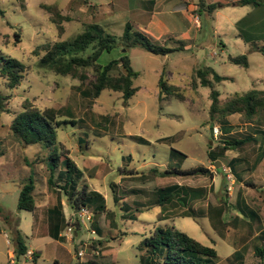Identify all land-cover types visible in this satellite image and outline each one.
<instances>
[{
    "label": "rangeland",
    "instance_id": "374dc122",
    "mask_svg": "<svg viewBox=\"0 0 264 264\" xmlns=\"http://www.w3.org/2000/svg\"><path fill=\"white\" fill-rule=\"evenodd\" d=\"M66 1L0 0V8L4 11L0 16V66L2 56L16 58L26 66L23 82L13 90L6 88L0 77V94L8 96L4 107L9 110L0 112V227L3 230L0 233V264H34L32 256L15 260L12 254L15 244L10 241L15 227L24 234L29 248L41 251L38 264H52L59 254L63 255L59 258L72 263L84 264L93 259L102 264H139L145 253L139 247L141 240L153 227L165 223L214 246L219 256L217 264H231L228 259L239 248L247 264H264L254 253L255 245L261 243L258 235L264 231V136L260 134L264 133V112L253 123L246 122L239 114L230 116L232 129L228 136L252 133L257 141L247 143L242 149L228 150L213 162L209 153L219 152L223 146L220 137L225 132L221 128L218 134L211 131L219 127H213L209 120L211 89L201 86L195 78V71L203 65H210L226 76L227 79L215 85L222 99L253 88L264 89V54L257 50V47H264V0H259L257 6L238 2L233 6L218 1L211 15L207 10L201 14L197 11L199 8L195 4L199 0L161 1L151 26L133 24L134 29L146 31L157 44L173 37L168 45L176 47L179 45L176 40H182V49L163 56L148 52L140 45L127 50L117 45L103 52L99 59V63L105 65L123 55L130 57L137 72L133 84L139 90L127 102L120 92L108 89L99 97L82 95L79 80L40 68L33 50L46 41L69 39L82 32L89 22H96L107 32L121 36L129 19L131 23L137 17L145 20L152 14L151 8L130 9L133 12L130 16L120 10L113 23H110L113 14L70 20L64 23L65 33L60 38L55 24L40 4L62 6ZM86 9L92 13L95 8L86 6ZM240 54H247L248 68L228 61L229 55ZM164 69L169 81L183 88L184 100L160 93L159 79ZM88 74L90 81L95 78L91 71ZM87 86L90 87V83ZM26 99L44 111L70 108L76 120L79 119L76 123H63L57 132L58 141L84 171L80 186L86 183L89 189L104 195L106 210L111 211L112 216L102 213L98 219L102 234H93L90 224L75 229L72 239L54 238L51 229L63 222L58 230L60 234L65 233L68 225L78 218V211L66 195L47 187L48 169L44 163L35 162L40 147L24 145L10 130L12 120L22 110ZM101 115H107L108 120L101 121ZM57 118L70 117L63 113ZM96 121L103 123L98 125ZM256 128H261L260 133ZM82 143L85 148L81 147ZM172 148L186 156L173 157ZM261 155L263 157L257 162ZM236 158L240 161L233 169L230 163ZM155 167L156 174L151 170ZM197 167L207 168L208 172L159 174L166 169L186 171ZM229 167L234 180L231 188L226 176ZM145 172L149 179L144 181L139 176ZM31 174L36 185L34 212L18 208L20 190ZM173 184L201 189L202 195L169 211H163L160 206H148L147 199L156 189ZM130 190L137 193H129ZM58 199L63 202V218L49 220L47 209L54 207ZM137 201L143 205L138 219H123L120 206L125 203L134 206ZM190 206L197 212L205 208V214L198 218L181 217ZM210 207L221 208V215L215 209L208 214ZM162 214L168 219L158 221ZM98 239L103 244H94ZM82 248H86V253L79 258L77 251Z\"/></svg>",
    "mask_w": 264,
    "mask_h": 264
},
{
    "label": "trees",
    "instance_id": "16d2710c",
    "mask_svg": "<svg viewBox=\"0 0 264 264\" xmlns=\"http://www.w3.org/2000/svg\"><path fill=\"white\" fill-rule=\"evenodd\" d=\"M218 3H206L205 0H199L196 4L199 8L197 11L201 14L203 10H207L211 15L218 7ZM238 3L253 6L260 4L259 0H238ZM40 7L49 14V19L55 24L58 36L61 38L65 33L64 23L70 21L71 18L64 15L60 6L57 4L41 3ZM150 10L152 12L153 7ZM192 10L195 12V8ZM3 15L4 11L0 8V16ZM168 40H173V37H169L163 44H157L153 42L151 36L146 31L134 29L130 21L126 23L125 31L121 36L107 32L103 26L96 22H89L85 24V29L82 32L75 34L69 39L43 42L34 48L33 53L39 58L38 65L40 68L48 69L56 74L71 76L73 79L79 80L80 85L78 88L82 95L99 97L102 91L108 89L120 92L122 98L127 102L139 90V87L133 84V78L137 76V72L131 65L130 57L123 55L120 59H114L108 64L102 65L99 63L101 55L105 51L112 50L117 45L122 46L125 50L140 45L148 52L163 56L183 48L184 42L182 40H176L179 44L176 47L169 46ZM90 48L92 49L91 52L86 53ZM257 50L264 54V47H257ZM228 61L246 68L249 67L247 54L229 55ZM116 70L117 73H115ZM89 71L95 76L91 81L89 80ZM166 73L167 70L164 69L159 79L160 93L172 94L184 100L183 88L170 82ZM25 76L26 66L24 63L13 57L2 56L0 77L4 81L6 88L13 90L23 82ZM195 78L201 86L211 89L209 120L213 127L219 125V128L225 132L223 133L224 136L222 138L220 137V142L223 146L219 152L209 153V158L213 162H216L226 151L237 148L242 149L247 143L256 142L257 137L252 133L241 134L240 137L228 136L232 129L229 117L234 114H239L246 122H255L256 118L264 112V89L253 88L242 93H234L222 99L221 92L215 85L227 79L226 76L217 73L215 68L210 65H203L195 71ZM88 83H90V87L87 86ZM6 99H8V96L0 94V112L9 111L4 107V100ZM63 113L68 114L70 118L58 119V114ZM77 120L70 108L64 111L63 109L50 108L44 111L32 103L31 100L26 99L23 102L22 110L12 120L10 130L24 145H38L40 147L41 150L35 162L44 163L48 169L47 187L55 193L60 191L63 195H66L67 200L73 204L75 210L82 208L88 209L92 213L91 229L95 228V232L102 234L103 230L98 224V219L102 213H107L110 217L112 216V212L106 210L104 195L97 190L89 189L86 183L80 186V181L84 177V171L70 156L69 151L63 147V143L58 141L57 132L63 123L69 121L76 123ZM107 120V115H101V121L105 122ZM103 122L96 121L95 123L102 125ZM259 129H257V132L261 131ZM262 130L264 132V129ZM260 134L264 136V133ZM84 145L85 143H82L81 147L85 148ZM0 152L2 151L0 150ZM171 154L173 157H178V154H181L183 157L186 156L185 153L175 148L171 149ZM262 157L261 155L257 162ZM239 161L238 158L233 159L230 163L231 168L234 169V165ZM28 164L33 165L34 161H28ZM151 170L155 174L158 173L156 167ZM205 172H208L207 168L197 167L186 171L177 168L166 169L164 173L160 172L159 174L161 176L174 175V173L195 175ZM145 176H147L146 172L142 173L139 177L144 181L149 179V177L147 178ZM35 189L34 176L31 174L29 181L25 182L20 190L18 198V208L20 210L32 212L36 210L37 200L35 199ZM113 192L116 201H118L119 199L114 188ZM135 192L137 193L136 190L129 191L132 194H135ZM197 195H202L201 189L180 184L162 185L152 193V196L147 199V203L149 207L160 206L163 211H169L171 210L170 208L176 207L177 205H186L196 200ZM133 205L130 206L128 203H125L120 206V209L123 211L121 213L123 219H131L134 221L138 219V214L143 211L140 206L143 205L140 201L135 202ZM247 208L248 206H246ZM62 209L63 202L61 199H58L54 207L47 209L49 220L51 218H63ZM209 209L210 212L208 214L211 213V209H215L221 215V208L210 207ZM204 214L205 208H201L197 212L194 207L190 206L180 216L198 218L199 215ZM162 219L166 220L168 218L162 214L158 221ZM60 226H63V222L55 225L51 229L52 233L55 236L54 238L65 240V236L60 234L58 230ZM0 231H3L1 227ZM123 233L125 234V232ZM258 238L261 240V243L255 245L254 253L256 257L264 261V231L258 235ZM10 241L15 244V250L12 253L15 260H19L21 256L27 255L29 247L26 244V237L18 227L12 229V239ZM96 242L103 244V241L100 239L97 241L94 240V244ZM139 247L145 252L141 256L139 264H217L219 260L218 251L214 246L204 244L186 231L178 229L176 226L168 223L153 227L148 234H145ZM40 253L41 251L37 249L33 251L31 261L34 264H37ZM228 261L231 264H247L242 248L232 253V257ZM52 264L81 263H67L55 259ZM84 264L102 263L90 259Z\"/></svg>",
    "mask_w": 264,
    "mask_h": 264
},
{
    "label": "crops",
    "instance_id": "0c3cea01",
    "mask_svg": "<svg viewBox=\"0 0 264 264\" xmlns=\"http://www.w3.org/2000/svg\"><path fill=\"white\" fill-rule=\"evenodd\" d=\"M161 1L167 3V2H171L173 0H67L62 6H60V8H61L62 13L64 15L69 16L71 18V20L83 19L84 17H86V18L90 17V18L95 19L96 16H98L99 18H101V17L103 18L106 15L113 14V17L110 18V20H111L110 23H113L112 20H114V18L116 17L117 13L120 12V10L124 11L125 13H128L127 16H130L131 15L130 9H141V11H142L143 9H147V8L149 9V8L153 7V11H152L151 16L150 17L147 16L148 20L147 19L142 20L143 19L142 17H140V18L137 17L132 22V24H136V25L138 24L139 26L142 25L143 23H145L144 25L146 26V28H149L151 26V24L153 23L154 13L156 11V8ZM205 1H207V0H205ZM218 1L225 2L227 4H232L233 6H236L237 5L236 3L238 2V0H215L214 2H218ZM214 2H210V3H214ZM86 6H90V7H93L95 9L92 13H89L88 9H86ZM190 7L191 6H189L188 9ZM110 9H114V10L109 11ZM131 13H133V12H131ZM100 15H102V16H100ZM145 15H148V14H145ZM128 21H130V19ZM257 129L258 128H256L255 131H257ZM262 129H264V128H262ZM2 232L0 231V233H2ZM34 250H36V249L29 248V251L33 252ZM62 253L64 254L65 250H62ZM61 256H63V255L59 254L58 256H56V258H54V260L58 259L62 262L68 263V261H64L61 258H59ZM27 258L30 259L31 257H27ZM40 258H41V253H40ZM37 264H38V262H37Z\"/></svg>",
    "mask_w": 264,
    "mask_h": 264
},
{
    "label": "built area",
    "instance_id": "2783aa9c",
    "mask_svg": "<svg viewBox=\"0 0 264 264\" xmlns=\"http://www.w3.org/2000/svg\"><path fill=\"white\" fill-rule=\"evenodd\" d=\"M213 131L216 134H218L219 133V127L215 126ZM226 176H227L228 181L230 182L229 188H231L234 180H232L233 174H232V170H231L230 167L227 170V175ZM77 213H78V218L76 220H73L72 223H70L68 225L67 231H65V233L62 234L63 236L67 237L68 239H72V237H73V233L72 232L75 229L88 227L91 224V222H92V213L88 209H86V208L79 209V211ZM91 232L93 234H95V230L94 229H91ZM85 253H86V248H82V249L77 251V255H78L79 258H83ZM32 254H33L32 251H28L26 256L27 257H31Z\"/></svg>",
    "mask_w": 264,
    "mask_h": 264
},
{
    "label": "water",
    "instance_id": "95a60500",
    "mask_svg": "<svg viewBox=\"0 0 264 264\" xmlns=\"http://www.w3.org/2000/svg\"><path fill=\"white\" fill-rule=\"evenodd\" d=\"M211 131H213V128H212V130ZM213 133V132H212ZM217 162H219V161H217ZM217 165L219 166L220 164L219 163H217ZM77 211H79V209H76V212Z\"/></svg>",
    "mask_w": 264,
    "mask_h": 264
}]
</instances>
